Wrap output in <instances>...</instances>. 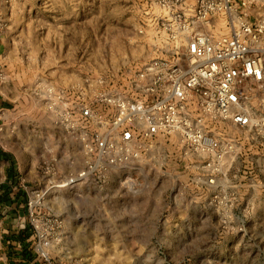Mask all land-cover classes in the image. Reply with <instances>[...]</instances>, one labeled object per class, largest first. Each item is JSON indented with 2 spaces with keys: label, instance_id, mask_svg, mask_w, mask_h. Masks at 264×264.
I'll list each match as a JSON object with an SVG mask.
<instances>
[{
  "label": "rangeland",
  "instance_id": "374dc122",
  "mask_svg": "<svg viewBox=\"0 0 264 264\" xmlns=\"http://www.w3.org/2000/svg\"><path fill=\"white\" fill-rule=\"evenodd\" d=\"M145 2L0 0V34L13 30V78L19 82L23 71H52L56 51L62 49L61 32L72 36L65 42L71 45L70 51L87 60L89 54L99 51L100 35L108 31L111 41L119 37L127 27L122 18L139 11L137 5ZM154 2L150 13L158 22L165 11ZM251 10L255 20L264 14L261 4ZM27 21L33 35L15 37L21 23ZM194 29L201 31L202 26L194 25ZM158 31L147 39L151 52L146 61L125 68L109 63L93 79L87 75V84L96 81L87 101L75 100L55 86L49 89L47 99L25 101V107L0 101V121L8 113L15 123L11 131L17 130L15 135L4 133L0 145L12 148L15 163L28 167V221L36 249L49 263L264 264V129L227 119L208 121L207 131L233 144L220 154L192 150L174 135L153 141L140 136L127 160L68 183L90 159L84 134L88 138L106 129L95 121L76 123L70 115L78 116L81 109L91 107L105 121L111 120L113 107L96 102L97 94H126L125 80L158 55L150 42L164 34L163 27ZM118 40L122 42L120 37ZM1 48L5 47L0 42L3 53ZM4 62L8 66L1 54L0 87L8 83ZM149 81L137 80V84ZM244 85L250 98L242 110L256 117L264 112V82L245 81ZM104 113H111V118ZM3 130L0 123V132Z\"/></svg>",
  "mask_w": 264,
  "mask_h": 264
},
{
  "label": "built area",
  "instance_id": "2783aa9c",
  "mask_svg": "<svg viewBox=\"0 0 264 264\" xmlns=\"http://www.w3.org/2000/svg\"><path fill=\"white\" fill-rule=\"evenodd\" d=\"M255 4L264 8V0H156L165 11L158 16L164 34L150 41L158 55L125 80L126 94L96 96L99 104L113 107L112 119L105 121L91 107L70 115L76 123L95 121L106 129L84 134L90 159L68 183L127 160L140 136L153 141L174 135L192 150L220 154L233 144L207 131L208 121L227 119L263 130L264 112L254 117L242 110L250 98L245 81L264 82V14L252 19ZM147 79L138 86L137 80Z\"/></svg>",
  "mask_w": 264,
  "mask_h": 264
},
{
  "label": "crops",
  "instance_id": "0c3cea01",
  "mask_svg": "<svg viewBox=\"0 0 264 264\" xmlns=\"http://www.w3.org/2000/svg\"><path fill=\"white\" fill-rule=\"evenodd\" d=\"M153 1L147 0L145 2L147 4L139 3L137 5L140 7L139 11H133L130 16L125 15L122 18L127 25L125 31L119 36L122 42H119L118 36H113L117 42L114 38L111 41L112 36L108 31L101 34L99 51L93 56H89V54L87 60H84V55L77 57L76 52L73 54V51H70L69 47L71 45L66 46L65 42H70L72 36L61 32L59 44H61L62 49L56 51V62L52 61L54 64L52 71H43L41 74L33 73L30 70L23 71V77L19 78V82L17 77L13 78L15 71H13L14 67L11 64L13 59V43L11 41L13 30L6 29L0 34V42L5 47L1 48L3 53H0V56L2 54L4 59L8 61V66L4 62L7 66L8 83L0 87V96L4 101L14 102L17 107H25V101L37 98L43 99L42 101L47 99L49 89L55 86L71 93L75 100L87 101L92 97L91 95H93L96 88L95 80L87 84V75L93 79L99 73V70L109 67V63L116 68H125L131 63L135 65L138 61L144 62L150 58L151 48L147 39L149 35L159 32L158 29L161 23L154 18V13H150L152 12L150 10L155 8V2L153 3ZM146 12L148 15H146ZM9 27H12V25ZM31 31H33L31 23H28V21L21 23L20 30L17 31L15 37L27 39L33 35L30 34ZM112 42H115V46ZM64 45L67 49L64 48ZM110 51L111 53H109ZM14 57L24 60L23 56L19 54H15ZM59 59H63V62L58 61ZM19 74L22 75L21 72ZM50 84L51 87H49ZM7 114L5 112L2 121H0L4 126V130L0 132V139L4 133L17 134V130L11 131L15 123L9 120L11 115ZM104 115L106 118H111V113L110 115L104 113ZM251 148L252 146L250 150ZM12 155L16 157L12 148H2L0 145V264H56L49 263L38 253L36 249L37 241L33 234L28 240H23L20 237V231L28 222L27 201L30 196L29 186H31V183L27 178L28 167L20 163L16 164L17 161L15 163L16 159H13ZM16 172H19L18 176ZM23 175L26 176L25 179ZM37 185L36 183V188Z\"/></svg>",
  "mask_w": 264,
  "mask_h": 264
},
{
  "label": "trees",
  "instance_id": "16d2710c",
  "mask_svg": "<svg viewBox=\"0 0 264 264\" xmlns=\"http://www.w3.org/2000/svg\"><path fill=\"white\" fill-rule=\"evenodd\" d=\"M0 101H4L1 96H0ZM32 234H34V231H33L31 224L28 221L25 224L24 228L20 231V237L23 240H28L29 237L32 236Z\"/></svg>",
  "mask_w": 264,
  "mask_h": 264
}]
</instances>
